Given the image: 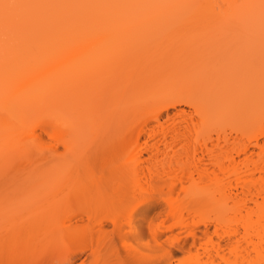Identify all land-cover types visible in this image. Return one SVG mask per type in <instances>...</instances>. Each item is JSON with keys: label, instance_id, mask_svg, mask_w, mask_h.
Instances as JSON below:
<instances>
[{"label": "bare ground", "instance_id": "6f19581e", "mask_svg": "<svg viewBox=\"0 0 264 264\" xmlns=\"http://www.w3.org/2000/svg\"><path fill=\"white\" fill-rule=\"evenodd\" d=\"M224 1L226 9L219 8L214 0H0V59H5L0 60V104H14L11 115L0 114V127L9 129L15 121L16 126L22 115L28 119L38 105L43 116L58 121L56 133L64 135L67 149H79L106 134L93 154L77 159L73 177L45 182L41 189L21 194L24 200L18 207L5 209L10 215L0 222V257L11 256L8 253L15 249L23 254L21 250L30 244L36 248L52 239L71 240L76 246L57 256L59 264H70L83 251L90 250L93 255L100 246L119 238L122 212L133 220L162 214L172 221L168 228L180 225L185 216L195 218L196 228H191L189 234L197 240L189 244L182 237L168 244L167 264L181 253V264H264V97L247 92L230 97L228 82H210L216 72L235 70L238 80L248 85L263 82L264 58L259 56L264 51V0ZM136 24L145 27L142 45L140 41L134 43L143 46L138 45L142 50L150 39L152 42L156 29L168 31L174 27L196 28L201 33L226 28L233 33L235 43L228 46V40L223 39L206 52L200 44H188L180 63L157 72V78H162L160 83L172 73L185 72L187 77L182 83L167 92L165 80L155 93L162 101L155 106L150 105L148 92L139 103H125L129 94L154 80L148 77V70L140 68L139 59L138 64L119 63V50L129 48L119 47V37L135 36L132 28ZM29 40L43 51L33 67L16 50ZM153 45L145 51L150 53ZM67 46L71 55L68 66L62 65L60 58ZM91 48L100 49L104 59L92 75L85 63L77 65L82 60L73 57L75 51ZM217 58H230L236 63L233 66V62H218ZM237 58L242 62L238 63ZM119 64L126 67L120 69ZM120 79L124 86L119 89ZM93 83L105 87L91 94ZM61 91L65 94L60 101ZM221 102L235 108L244 123L256 120L257 126L250 130L234 128V135L216 129L214 144L222 141L226 146L208 147L204 143V148L190 159L183 158L188 155L184 149L155 146L147 155L156 164L144 165L147 160L140 140L145 134L165 142L168 135L189 141L204 133L212 144L206 126L169 127L159 122L162 113L164 123H172L177 117H198L204 123ZM21 104L26 111L20 109ZM27 119L23 121L25 127L30 124ZM149 119L156 123H147ZM39 123L45 128L49 125L54 133L45 119ZM94 171L97 175L89 177ZM47 199L55 203L65 199L68 205L64 213L57 216L58 207L49 208L44 203ZM65 220L68 228L80 227L84 221L88 224L85 230L59 231ZM210 222L216 237L209 234ZM52 226L56 229L50 231ZM157 241L152 239L149 245L153 247ZM17 245L19 248L14 249ZM113 259L102 264H119V246ZM144 262L141 256L137 264Z\"/></svg>", "mask_w": 264, "mask_h": 264}, {"label": "rangeland", "instance_id": "374dc122", "mask_svg": "<svg viewBox=\"0 0 264 264\" xmlns=\"http://www.w3.org/2000/svg\"><path fill=\"white\" fill-rule=\"evenodd\" d=\"M214 1L219 8L226 9L227 5L225 6L224 0ZM139 25L141 26L142 24H136L134 25L135 27L133 26L132 28L136 32L135 36L119 37V47L121 46L122 48L123 45L125 47L129 46V48L124 47L127 52L124 50L123 52L122 50H119L121 52H119V63H121L122 61V63L124 64H133L136 61L138 63L142 61L140 62L142 66L140 68L142 69L144 67V70H148L147 75H149L148 77L151 78V81L153 79V81H157L149 82L150 85L146 86V88L129 94L125 99V103H127L128 101H135L136 103H139L140 101H142L141 99L144 94L148 92L149 99L151 100L150 105L155 106L162 101L160 100V98L156 97V92L157 89L162 87L163 83L165 84V80L169 85L167 88V92L171 91V89H174L176 85L182 83V81L187 77V74L185 72L181 71L177 74L172 73V75L166 77L165 80L163 78L164 82L162 83H160L162 78H160V80L159 78H157V72L159 70L166 71L170 66L172 67L173 65L180 63L185 57L186 46L188 44H200L202 51L206 52L211 47L220 45L223 39L228 40V42L226 43L228 46L235 43L234 38L231 36L232 32H230V30L226 28L215 27L213 30L207 31L206 33H201V30L196 28L191 29L176 27L175 29L174 27L173 29L171 28V30L168 29V31H161V29L160 31H156L158 30L156 29L154 32H152L153 35L151 36L154 40L152 39L151 42L150 39L152 45L154 42V47L151 51L152 53H147L149 49L147 47L151 46V44L147 46V44H149L150 42L145 43L146 47L143 44L147 52L145 51V49H141L143 46L141 47L139 44L141 43V40H144L142 39L144 37L143 34L146 33L144 30L145 27H140ZM222 35H224V37H222ZM136 41H140L139 44L135 45L134 43ZM26 42H30V40ZM30 43L24 45L21 44V46H19V48H17L16 50L21 53L22 58L25 59V62L29 61V66L33 67L36 64V58L39 57L43 53V51L42 48H40L41 46L34 47V45ZM133 45L136 47L139 45L141 48L139 46L138 47L140 49L138 47L135 48ZM131 46L134 48V51ZM99 50L91 48L87 50L85 49L82 52L75 51L73 57H75L77 60H82V62L78 60L80 63H78L77 65L80 67L82 63H85L89 68L88 71L90 70L89 74L92 75L99 63L102 64L104 61L103 58L101 59V50L100 52ZM62 51L63 55H61L60 57L61 63L62 65L68 66L71 61L69 46L63 48ZM148 54H150L151 57ZM146 56L149 59H144L147 58ZM259 57V59L264 58V51H262V54ZM138 59L140 61H138ZM0 60L4 61V56H2ZM148 60L150 61L148 62ZM217 60L218 62H233V66L236 63L230 58H217ZM237 62H242V58H237ZM263 62L264 61H262V63ZM142 63L143 65L147 64L146 66H148L147 68L149 69H146V66H143ZM119 65H121L119 66L120 69L122 66L124 67V65L122 64ZM140 68L139 70H141ZM153 75L156 76V79L153 78ZM35 76V78L38 77V71ZM238 76L239 74L237 73V70L233 71L232 73L216 72L210 78V82L216 85L226 84V82H228L230 85V89L227 94L230 97L238 96L246 92L252 93L253 96L264 97V80L259 84H255L252 82V85H248L244 80L239 81ZM123 81V79L119 80V89L124 86V84H122ZM254 82L257 83V81ZM259 85L261 86L259 87ZM103 86L105 87V84H103ZM103 86L102 84L98 85L97 83H93L90 88V93H96L98 91V88L100 90V88ZM22 90L21 92H23ZM64 94L65 92H60V101L62 100V96ZM187 94L189 95L190 93ZM25 98L27 99V97ZM26 99H23V101H26ZM29 99L33 100L34 97H30ZM13 105V102L3 104V106L0 104V114L2 113L1 116H6V114H8L6 116L8 117L9 115H11V109ZM23 105L24 104H21L20 109L26 111L27 109H25ZM185 107L188 108V106ZM34 108L35 109L32 112V115H30V117L28 116V119L30 121L29 126H24L23 121L24 119L26 120L27 117H24V115H22L21 120L20 122H18V124L20 123L21 125V122H23V126L21 125V127H18V124L14 126L15 123H17L15 121V123H13L14 125L11 123L12 127H10L9 129L0 127V222L5 220L10 215L5 212V209L9 210L11 209V207H18L19 204L23 202L24 199H22L21 194L31 190L41 189L42 184L45 182L55 183L73 177L75 175L74 169L77 167L76 164L78 163L77 159H83L88 157L90 154H93L98 147L97 145L99 144V141L102 139V137L106 136V134L103 133V135L89 142L88 145L74 150L67 149L63 141V138L65 139L64 135L62 133H56L58 130V124L56 123H58V121H56L53 116H43L44 114L41 112L42 110L38 105H36ZM171 111H173V109L169 110V112ZM26 114L27 113H25V115ZM100 114L98 115L99 117L104 114L103 111L100 112ZM162 117H164V113L161 114L159 122L163 123L164 125H168L169 127L196 125L198 128L203 129V127L206 126V131H211L210 136L213 139L212 144L210 145L208 136H203L204 133L199 134L198 136H192L189 141H185L176 137L172 138L168 135L165 142H163L158 137H148V135L145 134L140 140V143L142 144L140 145V148H145L144 157L147 160L144 165L156 164V162L153 159L149 158L147 155L148 150H151V148L155 146H159L161 147V149L165 147H168V149H184L185 151H187L188 155L183 156V158L190 159L189 156H192L195 151L204 148V143H208V147L212 145H214L215 147H217L218 145L223 147L226 146V144L222 141H220L218 145L214 144L216 129L220 130L221 132H231V134L234 135L232 131L234 128L244 127L245 130H250L258 124V121L256 120H250L249 122L244 123L242 118L243 116L235 111V108H233L232 106L230 107L229 105H223V102H221L216 107V110L211 111L207 115L204 123L199 122L198 117H177L172 123H170V121L164 123ZM41 119H45V121L50 124V128H52V130H55L54 133L48 128L49 125L45 128L41 123H39V120ZM133 120L134 119H132V121ZM13 121H8V123ZM130 122L131 120L129 121V123ZM194 122H197V124H195ZM147 123L155 124L156 122L149 119ZM96 175L97 173L94 171L89 174V177H95ZM258 175L259 174H256V176ZM44 203L49 208L58 207L59 210H56L59 211L56 213L58 214L57 216L63 214L64 209L68 205V202L65 199H61L57 203H55V201L52 199H47ZM185 217H187V219L183 220L180 225H175L168 228L169 224L172 221L168 218H165L162 214L156 213L148 220H133L132 217L127 218L125 214L120 212L119 238H115L111 243L105 246H100L97 252H95L93 255L90 253V250L83 251L79 256L73 258V261L70 264H102L106 263L110 259L112 261H115L113 259L114 250L118 246L119 264H137V261L141 256H143L145 264L147 263L146 261L148 259H153L151 261L152 263L150 264H167L165 258L167 257L168 244H175V239L182 237H185L189 244L192 243L193 239L197 240V237L193 238L189 234V230H191V228H196L195 218L191 216ZM67 224L68 222L65 220L62 228H60L59 231H77L79 229L85 230L88 222L84 221L83 223H81L80 227L74 228H68ZM208 226L209 234L213 237H216L214 224L210 222ZM54 228L56 229V226ZM54 228L52 226L49 228V230L51 231ZM152 239L158 240L153 247L149 245ZM44 244H41V246L36 245V248L35 245L30 244L28 246H30L32 249H29L30 247H28L23 251L21 250L23 254L18 252L19 249H17L18 251H16L15 248H19L18 245L16 247L14 246L15 251L11 247L9 251L13 250L14 252L12 251V253H14V256H12V253H8L11 254V256L7 255V253H4L8 257H6L5 255L1 256L0 264H59V260H57L58 254L65 250L69 251L76 246L75 241L71 240L62 242L61 240L56 241L52 239L48 241L46 245ZM86 244H90L89 241H87ZM191 246L194 251L195 247L193 245ZM39 247H41V249H38ZM181 254L177 256V258L172 259L169 264H181ZM185 254L187 255V252ZM15 256L18 257V259L16 258L15 260ZM11 257L14 258L10 259Z\"/></svg>", "mask_w": 264, "mask_h": 264}]
</instances>
